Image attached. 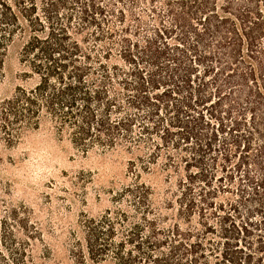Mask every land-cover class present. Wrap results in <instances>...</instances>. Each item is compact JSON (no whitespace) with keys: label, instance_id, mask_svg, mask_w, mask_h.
Returning <instances> with one entry per match:
<instances>
[{"label":"trees","instance_id":"obj_1","mask_svg":"<svg viewBox=\"0 0 264 264\" xmlns=\"http://www.w3.org/2000/svg\"><path fill=\"white\" fill-rule=\"evenodd\" d=\"M16 38L33 81L0 103V160L46 123L135 155L78 264H264V0H0V82ZM34 218L2 213L0 264H45Z\"/></svg>","mask_w":264,"mask_h":264},{"label":"rangeland","instance_id":"obj_2","mask_svg":"<svg viewBox=\"0 0 264 264\" xmlns=\"http://www.w3.org/2000/svg\"><path fill=\"white\" fill-rule=\"evenodd\" d=\"M22 45L16 38L9 47L0 103L18 86L33 81L24 75ZM1 153L0 198L5 202L0 200V217L11 205H27L52 248L45 264H78L72 249L78 239L84 243L82 219L115 206L113 194L132 180L129 160L135 155L120 149L85 152L50 123L30 131L13 147H3ZM163 174L155 169L143 180L164 186Z\"/></svg>","mask_w":264,"mask_h":264}]
</instances>
